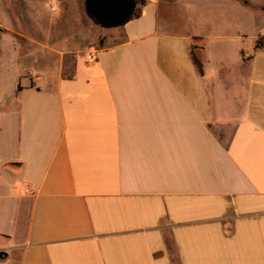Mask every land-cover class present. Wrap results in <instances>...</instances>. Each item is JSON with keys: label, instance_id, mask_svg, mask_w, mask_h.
<instances>
[{"label": "crops", "instance_id": "0c3cea01", "mask_svg": "<svg viewBox=\"0 0 264 264\" xmlns=\"http://www.w3.org/2000/svg\"><path fill=\"white\" fill-rule=\"evenodd\" d=\"M233 3L144 0L68 75L42 42L0 71V264H264V45H204Z\"/></svg>", "mask_w": 264, "mask_h": 264}, {"label": "rangeland", "instance_id": "374dc122", "mask_svg": "<svg viewBox=\"0 0 264 264\" xmlns=\"http://www.w3.org/2000/svg\"><path fill=\"white\" fill-rule=\"evenodd\" d=\"M242 1L250 2V6L234 0L229 8H210L209 19L216 24L205 27L204 45L212 57L221 58L223 52L232 50L234 42L241 40L237 39L240 33L246 35L241 40L245 47H250L248 42L256 35L257 45H264V0ZM112 30L96 25L86 15L84 0H0V71L4 75L9 65L16 64V58L17 67L22 68L28 52L42 49L44 54L42 42L47 47L50 78H56L59 71L68 75L75 57L108 43L104 38ZM217 35L225 38L217 39ZM15 231L11 241L1 237L0 247L20 239L18 225Z\"/></svg>", "mask_w": 264, "mask_h": 264}, {"label": "water", "instance_id": "95a60500", "mask_svg": "<svg viewBox=\"0 0 264 264\" xmlns=\"http://www.w3.org/2000/svg\"><path fill=\"white\" fill-rule=\"evenodd\" d=\"M135 8V0H84L86 15L102 28H113L124 24ZM3 253L0 251V256Z\"/></svg>", "mask_w": 264, "mask_h": 264}, {"label": "trees", "instance_id": "16d2710c", "mask_svg": "<svg viewBox=\"0 0 264 264\" xmlns=\"http://www.w3.org/2000/svg\"><path fill=\"white\" fill-rule=\"evenodd\" d=\"M135 2L142 4L144 2V0H135ZM137 14H138V8L136 10H134V12L132 13V15L130 17L137 15ZM19 88H20V86L18 85V89Z\"/></svg>", "mask_w": 264, "mask_h": 264}]
</instances>
